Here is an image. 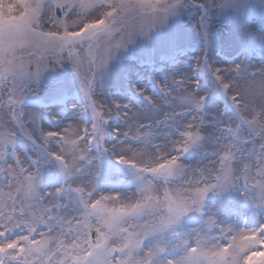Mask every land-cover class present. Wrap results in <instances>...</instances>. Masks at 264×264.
I'll return each mask as SVG.
<instances>
[{
    "label": "snow or ice",
    "instance_id": "snow-or-ice-1",
    "mask_svg": "<svg viewBox=\"0 0 264 264\" xmlns=\"http://www.w3.org/2000/svg\"><path fill=\"white\" fill-rule=\"evenodd\" d=\"M262 246L264 0H0V264Z\"/></svg>",
    "mask_w": 264,
    "mask_h": 264
},
{
    "label": "rangeland",
    "instance_id": "rangeland-1",
    "mask_svg": "<svg viewBox=\"0 0 264 264\" xmlns=\"http://www.w3.org/2000/svg\"><path fill=\"white\" fill-rule=\"evenodd\" d=\"M216 23L219 27H222V28L225 27V22L222 20V18H218ZM250 23H254L257 28L260 27V16L258 13L253 16ZM186 55H187V59H191L192 56L194 55V53L191 52V46H189V50H188ZM258 59H259V57H258V53H257V54H255V59L253 60V63H256L258 61ZM129 63L135 64V62H129ZM134 70H140V69L136 68ZM46 87L49 91H52L58 87L55 74H52V76L49 78V80L46 81ZM113 90H115V89L113 88ZM99 102H103V100H100ZM193 164H195V161H193ZM260 251L264 252V246H262L260 248ZM260 259H261V257H259V256L256 257L257 261H259Z\"/></svg>",
    "mask_w": 264,
    "mask_h": 264
}]
</instances>
